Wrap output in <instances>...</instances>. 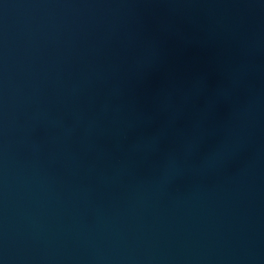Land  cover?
<instances>
[{
	"label": "water",
	"instance_id": "water-1",
	"mask_svg": "<svg viewBox=\"0 0 264 264\" xmlns=\"http://www.w3.org/2000/svg\"><path fill=\"white\" fill-rule=\"evenodd\" d=\"M0 264H264V0H0Z\"/></svg>",
	"mask_w": 264,
	"mask_h": 264
}]
</instances>
